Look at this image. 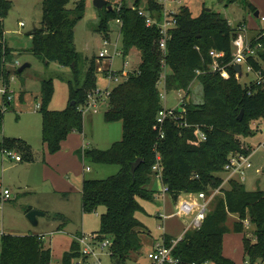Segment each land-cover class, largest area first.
Masks as SVG:
<instances>
[{
    "label": "trees",
    "instance_id": "1",
    "mask_svg": "<svg viewBox=\"0 0 264 264\" xmlns=\"http://www.w3.org/2000/svg\"><path fill=\"white\" fill-rule=\"evenodd\" d=\"M227 1L233 3L238 0ZM240 1H244L252 13L256 12L257 8L252 3ZM68 2L42 0L41 27L29 33L32 36L29 50L32 55L45 66L56 62L70 67L73 73L67 80L70 98L64 110L48 108L54 90L53 80L42 81L41 103L38 105L42 141L52 154L60 151L61 143L69 134L83 133L82 108L87 103V94L97 88L96 57L86 59V70L82 74L79 67L81 57L74 45L73 28L82 17L84 1L80 0L74 10L67 9ZM144 2L135 0L133 7H129L123 0L119 15L115 11L116 4L108 3L111 10L107 6L103 8L105 14L99 20L98 30L109 36L108 23L119 16L123 22L120 32L124 56L136 49L141 58L137 69L98 102L107 103L108 108L104 112L107 122L121 121L122 139L106 150L84 149L80 154L93 162L119 166L116 174L105 179H83L81 188L84 213L104 209L100 214V229L95 233L100 240L110 239L109 254L116 264H125L142 246L140 234L145 233V227L135 218V213L142 209L136 197L151 199L154 196V191L146 188L156 162L154 147L157 146L161 155L162 183L167 187L166 193L210 194L212 189L223 183L220 174H224L230 155L250 153L242 146L240 137L253 134L251 123L264 116V86L257 85L251 74H243L237 80L233 65L221 72L209 71L213 61L211 50L225 53L219 59L221 65L231 62L236 28L221 13L203 9L200 15L193 16L185 6L178 16L177 27L172 31L164 57L166 89L184 90L188 97L196 81L201 87L202 97L201 100L185 101L184 112L175 120L167 119L164 138L157 139L154 127L157 113L162 108L157 82L163 72V55L156 44L158 29L146 27L137 9L143 4L152 16L158 17L160 8L156 0ZM10 9L9 0H0V79L4 84L10 76L6 63L12 60V51L4 40L3 20ZM248 60L255 70H259L264 65V50L260 51L257 59ZM197 69L203 73L196 75ZM242 81L243 84L240 83ZM10 104L11 101H7L3 94L0 131L3 130L4 107L8 108ZM242 110L243 117L239 120ZM199 130L205 133L203 141L199 139ZM4 149H14L21 160L33 158L30 146L20 139L2 137L0 151ZM230 215L238 217L232 231L243 234L244 264H264V190H247L237 178L226 182L221 193L213 198L201 228L186 231L178 242L174 255L180 259L179 264L206 261L235 264L223 255V236L230 232L227 226ZM246 219L254 226L252 238L246 234L243 224ZM171 240L167 238L165 244L170 245ZM43 241L37 235L2 234L0 264H52L51 249L46 248ZM79 256L80 245L74 241L60 264H72Z\"/></svg>",
    "mask_w": 264,
    "mask_h": 264
},
{
    "label": "rangeland",
    "instance_id": "2",
    "mask_svg": "<svg viewBox=\"0 0 264 264\" xmlns=\"http://www.w3.org/2000/svg\"><path fill=\"white\" fill-rule=\"evenodd\" d=\"M9 1L11 9L3 20L4 40L12 51V59L15 58L19 65L15 69L11 66V75L8 77L7 83L4 84L0 79V107L3 104L2 89L7 88L11 91L13 98L10 106L4 107L2 132L10 139H20L26 142L32 149L33 158L28 161L24 159L21 162H15L0 151V181L4 185L3 188L9 189L11 192L10 199L4 201L0 207V251L2 233L44 234L43 244L46 248L51 249V263L60 264L64 254L71 249L74 242L73 235L78 232L90 234L100 229V214L104 209L99 208L91 213L83 212L81 193L83 178L105 179L119 171V166L116 164L93 162L80 154L84 149L106 150L114 142L120 141L123 135L122 123L121 121L107 122L104 118V112L108 108L107 103H100L97 111H93L91 108L90 111L83 112L84 129L81 135L84 134L85 141L75 148L73 157L64 151L53 154L48 151L46 144L42 141L41 113L38 108L41 103L42 81L49 78L53 80L54 90L48 108L64 110L68 106L70 98L67 80L73 74L72 69L56 62L45 66L38 57L29 52L32 47V36L29 35V32L33 27H41L42 0ZM79 1L69 0L67 9L74 10ZM83 1L82 17L76 21L73 28L74 45L81 57L79 67L82 74L86 70V59L95 57L98 59L104 37L103 33L98 30V24L100 18L105 14L104 7L94 6V0ZM105 1L115 5L122 0ZM134 1L124 0V4L132 7ZM247 1L257 8L261 16H264V0ZM185 3L193 16H198L203 9L209 8L214 12L221 13L233 28L241 22L245 24L243 22L245 20L247 21V25H245L249 29H253L251 27L254 26V23L260 24L244 1L228 3L227 0H185ZM74 17L76 15L73 12L72 18ZM108 25L109 38L113 43L118 37L120 27L114 19L110 20ZM121 47L122 39L120 37L119 49ZM15 51L17 53H14ZM140 58V52L132 49L129 55H114L112 59H104L103 64H110L113 71H118L127 61V70H132L138 67ZM25 63H29L30 67L25 68L22 73H16L19 67ZM96 76L97 88L108 87L109 90H112L116 86L101 72H97ZM191 88V94L186 97V101L191 99L193 101L194 98L201 100L202 90L199 83L195 81ZM163 93L165 94L161 101L163 107L181 110L179 104L181 97L177 90H163ZM181 95H184V92ZM250 126L253 134L245 138V141L253 148L254 169L248 173L244 185L247 190H256L257 188L264 190V151L260 147V144L264 143V116L252 122ZM76 165L78 166V175L75 171ZM147 188L154 191L153 198L136 197V201L142 209L135 213V218L144 225V232L147 231L148 234L151 232L147 241L142 237L143 251L149 249L151 242H159L164 233L176 238L180 237L185 225L183 217L178 213V203L173 202L170 194L162 192L163 185L154 173L151 174ZM165 194L167 195L164 196ZM29 206L45 213L44 216L38 217L37 225H33L26 216V209ZM159 215L167 217L164 223ZM236 221H238V217L230 215L227 221L230 232L223 236V249H227L228 253L234 257L231 259L235 264H244L243 236L232 231ZM162 224L161 229L158 225ZM243 224L247 236L252 238L254 226L249 219L244 220ZM98 256L101 264H116L107 250H98ZM76 262L74 260L72 264H76ZM88 263L97 264L93 257L89 258ZM125 264L137 263L129 259ZM208 264L213 263L209 262Z\"/></svg>",
    "mask_w": 264,
    "mask_h": 264
},
{
    "label": "built area",
    "instance_id": "3",
    "mask_svg": "<svg viewBox=\"0 0 264 264\" xmlns=\"http://www.w3.org/2000/svg\"><path fill=\"white\" fill-rule=\"evenodd\" d=\"M160 8V13L158 17L155 15L152 16L149 11H147L143 6H140L137 9V14L139 17L143 18L145 21L146 27H156L159 32V37L157 39V47L163 55L161 60V67L163 72L160 75V78L157 82V87L160 94V101L164 99L163 90H166V63L165 55L167 54L168 43L172 38V31L176 29L178 24V16L181 14L183 7L186 6L185 0H156ZM123 0L118 2L115 6V11L119 15L122 9ZM131 7V6H129ZM133 7V6H132ZM258 19L260 20L261 26L258 28L256 35H250L248 27L245 24H238L236 28L235 36L232 38V60L230 63L221 65L219 59L224 57L225 53L222 51L211 50L210 56L212 57V63L210 64L209 71L212 73H217L224 71L229 65H239L241 67V72H235V77L239 80L243 74H251L253 76L254 82L257 85L264 86V65L261 66L259 70H255L254 67L249 64V58L257 59L260 51L264 50V16L259 15ZM115 23L121 28L123 22L119 16L114 19ZM23 26V23H21ZM120 37L122 39L121 32L118 33V37L112 43L109 36H104L102 39V47L98 54L97 62V72H101L108 80L113 81L115 85L121 83L126 79L135 69L127 70L128 62L123 63V68L118 71H113L110 67V64H103L104 59H112L114 55H124L122 47L119 49ZM101 64V66H98ZM19 65L17 61L14 63V67ZM104 65V67H103ZM203 71L200 69L196 70V75L202 74ZM2 95H6V100H12V92L7 88L2 89ZM178 95L181 97L179 104L181 105V110L178 109H168L163 107L159 109L155 129H157V139L161 140L164 138V124L167 119H177L184 112V104L186 101L187 93L184 90H177ZM111 90L107 88L100 89L96 88L90 91L87 94V103L82 108V111H90L93 108V111H97L98 102L100 99H105ZM184 92V95L181 93ZM86 109V110H84ZM199 139L201 141L206 139L205 133L198 131ZM0 137H3V132L0 131ZM264 150V145H262ZM156 150V162L152 167V173L155 174L156 178L162 180L163 175V165L161 163V155L157 150V146L154 147ZM3 155L7 157L14 158L16 161H21V156L17 154L14 150L4 149L2 151ZM252 163L250 161L249 154H232L229 157L227 164L225 165L223 183L216 189H212L211 193L206 192L199 193H188V199L181 200L178 198V213L185 220V229L183 235L178 238L172 239L170 245H166L165 242L156 244L152 250L146 253L147 259L151 264H179L180 259L174 255V248L178 242L183 238L186 231L200 229L203 221L205 220L206 214L209 211L211 202L213 198L221 193V187L232 178H237L241 182L245 180L246 171L251 168ZM89 170V168H87ZM162 192H167V187L163 186ZM11 192L9 189L2 188L0 184V207L2 203L10 199ZM177 213V214H178ZM178 214V215H179ZM76 241L80 245V256L75 259L76 264H89L88 259L93 257L97 264H101L100 259L98 258V250H107L110 252L111 241L108 238L100 240L98 234H80L76 237ZM209 262H203L200 264H208ZM58 264V263H56ZM194 264V263H192Z\"/></svg>",
    "mask_w": 264,
    "mask_h": 264
},
{
    "label": "crops",
    "instance_id": "4",
    "mask_svg": "<svg viewBox=\"0 0 264 264\" xmlns=\"http://www.w3.org/2000/svg\"><path fill=\"white\" fill-rule=\"evenodd\" d=\"M186 4V3H185ZM253 5V4H252ZM254 6V5H253ZM255 7V6H254ZM259 15H260V13H259ZM255 17V16H254ZM255 18H257V20L260 22V20L258 19V17H255ZM246 25H247V21L245 20V21H243ZM242 23V22H241ZM241 23H239V24H241ZM260 26H261V23L259 24H257L256 25V23H254V26L253 27H251V28H253V29H249L248 28V31H249V34H251V36L253 35H256V33L258 32V28H260ZM14 53H17V51H15ZM130 53V52H129ZM11 55H12V53H11ZM129 55V54H128ZM15 58H13L10 62H7L6 63V69L9 71V73H10V75H11V69L10 68H12L11 66H13V68L15 69V67H14V64L13 63H15V61H16V59L14 60ZM30 67V66H29ZM194 83V82H193ZM14 94V93H13ZM12 100H13V98H12ZM11 100V101H12ZM79 133H76V132H73V133H71V134H69L68 135V137L61 143V150L59 151V152H62V151H64V152H66V153H70L71 155H72V157L74 156V154H75V148H77V147H79V145L82 143L83 144V141H85L84 140V134L83 135H81V134H79L80 136H82V137H80L79 135H78ZM3 137L5 138V139H7V138H10V137H7L6 135H3ZM1 138V137H0ZM245 138H247V137H240V141H241V144H242V146L244 147V148H246V149H249L250 150V153H249V156H250V161H251V163H252V166H251V168H249L247 171H246V177L248 176V173H250V171H252L253 169H254V164H253V162H252V155H253V148L249 145V144H247V142L245 141ZM262 145H264V143H261L260 144V147H262ZM264 151V150H263ZM18 154V153H17ZM11 160H13V161H15V162H21V161H23V160H21V161H16L14 158H11V157H9ZM79 160L77 159V162H78ZM57 166H59V164H56ZM75 171H76V175H78L79 173H77V171H78V166L76 165V167H75ZM220 176L222 177V178H224L225 177V175L223 174V176H222V174H220ZM246 177H245V180H246ZM83 179H85V178H83ZM158 179V178H157ZM245 180L243 181V183L245 182ZM83 181V180H82ZM159 181L162 183V180H160L159 179ZM0 184L2 185V188H3V183H2V181H0ZM162 185H163V183H162ZM147 188V187H146ZM7 189V188H6ZM147 189H149V188H147ZM257 189H261V188H257ZM149 190H151V191H153L152 189H149ZM261 190H263V189H261ZM169 194V193H168ZM167 194H165L164 196H166ZM170 196H171V198H172V200H173V196L174 195H171L170 194ZM182 196V197H181ZM188 195L187 194H180V195H178V198H180L181 200H183V199H188ZM168 198V197H167ZM173 202L174 203H176L174 200H173ZM30 209H32L31 208V206H29L27 209H26V211L28 210V211H30ZM42 213H44V212H42ZM45 215V213L43 214V215H41V216H44ZM39 217V216H38ZM38 217H37V224H38ZM235 217V216H234ZM159 218L161 219V221H162V223H164L165 222V220H166V218L167 217H163V216H161V215H159ZM184 222H185V220H184ZM36 224V225H37ZM185 226H186V224L184 225V229H185ZM158 227L160 228L161 227V229H162V227H163V224L160 226V225H158ZM184 229H183V233H184ZM96 232V231H95ZM95 232H92V233H95ZM83 232H78V233H76L75 235H73V238H74V241H76V237L77 236H79L80 234H82ZM183 233L181 234V235H183ZM2 234H4V233H2ZM2 234H1V237H2ZM8 234H12V235H34V234H32V233H27V234H14V233H8ZM151 236V232H149V234H148V232H145V233H142V234H140V238H141V244H142V246H143V243H142V237L147 241L148 240V236ZM240 236H243V234H239ZM37 236H39V237H42V239L44 240L45 239V236H44V234H39V235H37ZM167 238H170V240L171 239H175L176 237H174V236H172V235H169V234H166V233H164V234H162V236H161V239H160V241L158 242V241H153V243L151 242V244H150V247H149V249H147L146 251H143L142 249H143V247L141 246V249H140V251L138 252V253H132V255H131V257H130V260L131 261H133L134 263H137V264H151L150 263V261L147 259V256H146V253L147 252H149L150 250H152V248L156 245V244H158V243H161V242H166V240H167ZM0 253H1V251H0ZM223 255L225 256V257H227V258H229V259H231V258H233L234 259V257L233 256H231L229 253H228V250L227 249H223ZM243 258H244V255H243ZM89 260V259H88ZM232 260V259H231ZM244 262V261H243ZM235 263V262H234Z\"/></svg>",
    "mask_w": 264,
    "mask_h": 264
},
{
    "label": "water",
    "instance_id": "5",
    "mask_svg": "<svg viewBox=\"0 0 264 264\" xmlns=\"http://www.w3.org/2000/svg\"><path fill=\"white\" fill-rule=\"evenodd\" d=\"M94 6L97 7V8H103L104 6H107L108 9H110V10L112 9V6H111V5H108V2L105 1V0H94ZM206 10H210V9H209V8H206ZM254 16H255V17H258V16H259V11H258V10H256V12L254 13ZM35 30H36V28L33 27L32 31H30V32H34ZM30 32H29V33H30ZM29 66H30L29 63H25L24 65H22L21 67H19L18 71H19V72H22L25 68H27V67H29ZM234 69H235V71L238 72V73L241 72V67H240L239 65H235V66H234ZM71 104L73 105V104H74V101H72ZM242 117H243V110L241 111V113H240L238 119L241 120ZM173 200H174L175 202H177V200H178V195H174V196H173ZM43 214H44V213H42V212H40V211H37V210H35V209H32V210H30V211L27 212V215H26V216H27L28 220H29L33 225H36V224H37V217H38V216H41V215H43ZM46 264H49V263H46Z\"/></svg>",
    "mask_w": 264,
    "mask_h": 264
}]
</instances>
